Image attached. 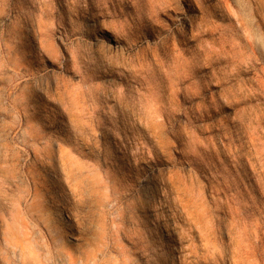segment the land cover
I'll use <instances>...</instances> for the list:
<instances>
[{
    "label": "rangeland",
    "instance_id": "rangeland-1",
    "mask_svg": "<svg viewBox=\"0 0 264 264\" xmlns=\"http://www.w3.org/2000/svg\"><path fill=\"white\" fill-rule=\"evenodd\" d=\"M0 264H264V0H0Z\"/></svg>",
    "mask_w": 264,
    "mask_h": 264
},
{
    "label": "bare ground",
    "instance_id": "bare-ground-1",
    "mask_svg": "<svg viewBox=\"0 0 264 264\" xmlns=\"http://www.w3.org/2000/svg\"><path fill=\"white\" fill-rule=\"evenodd\" d=\"M91 46V45H90ZM98 48V47H97ZM123 93V92H122ZM127 94V93H126ZM193 97V96H192ZM190 99H192V98H190ZM186 100V99H185ZM188 100V99H187ZM128 103V102H127ZM179 105V104H178ZM171 111V110H170ZM123 113V112H122ZM169 113V112H168ZM122 115V114H121ZM125 115V114H124ZM106 116V115H105ZM107 117V116H106ZM154 117V116H153ZM167 117V116H166ZM170 118H171V116H170ZM107 120V119H106Z\"/></svg>",
    "mask_w": 264,
    "mask_h": 264
}]
</instances>
